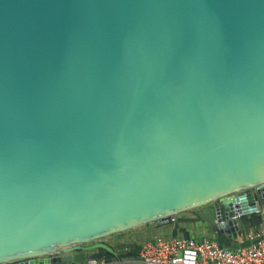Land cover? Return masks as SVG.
I'll return each mask as SVG.
<instances>
[{"label": "water", "instance_id": "obj_1", "mask_svg": "<svg viewBox=\"0 0 264 264\" xmlns=\"http://www.w3.org/2000/svg\"><path fill=\"white\" fill-rule=\"evenodd\" d=\"M146 225L261 240L264 0H0V264H136Z\"/></svg>", "mask_w": 264, "mask_h": 264}, {"label": "built area", "instance_id": "obj_2", "mask_svg": "<svg viewBox=\"0 0 264 264\" xmlns=\"http://www.w3.org/2000/svg\"><path fill=\"white\" fill-rule=\"evenodd\" d=\"M250 247L231 251L205 238L201 241L181 237L162 238L142 243L139 250L141 264H264V228L255 231L250 240L260 239ZM80 264H102L88 261Z\"/></svg>", "mask_w": 264, "mask_h": 264}, {"label": "crops", "instance_id": "obj_3", "mask_svg": "<svg viewBox=\"0 0 264 264\" xmlns=\"http://www.w3.org/2000/svg\"><path fill=\"white\" fill-rule=\"evenodd\" d=\"M122 237L124 239V242L126 244H129L130 246L128 252L132 253L137 258V261H135L136 264H141L139 260V250L142 243L152 241L158 237L172 238L171 232L168 229H157L154 225L138 227L136 229L123 233ZM205 238L212 239L211 237H209V235L201 234L192 237V240L201 241ZM239 239L240 241L245 240L244 237Z\"/></svg>", "mask_w": 264, "mask_h": 264}]
</instances>
